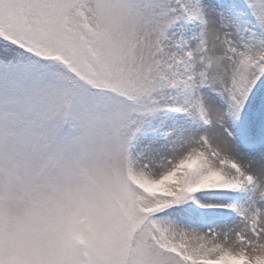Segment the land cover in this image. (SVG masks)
I'll use <instances>...</instances> for the list:
<instances>
[{"label":"snow or ice","instance_id":"obj_1","mask_svg":"<svg viewBox=\"0 0 264 264\" xmlns=\"http://www.w3.org/2000/svg\"><path fill=\"white\" fill-rule=\"evenodd\" d=\"M0 264H264V0H0Z\"/></svg>","mask_w":264,"mask_h":264}]
</instances>
